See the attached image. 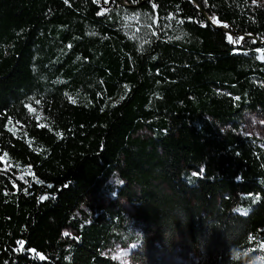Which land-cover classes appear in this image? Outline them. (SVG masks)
I'll return each instance as SVG.
<instances>
[{
  "label": "trees",
  "instance_id": "obj_1",
  "mask_svg": "<svg viewBox=\"0 0 264 264\" xmlns=\"http://www.w3.org/2000/svg\"><path fill=\"white\" fill-rule=\"evenodd\" d=\"M245 109L264 0H0V264H119L121 197L197 264H264V147L220 127Z\"/></svg>",
  "mask_w": 264,
  "mask_h": 264
},
{
  "label": "rangeland",
  "instance_id": "obj_2",
  "mask_svg": "<svg viewBox=\"0 0 264 264\" xmlns=\"http://www.w3.org/2000/svg\"><path fill=\"white\" fill-rule=\"evenodd\" d=\"M228 130H236L237 133L259 140L264 147V115L257 110H243L239 117L232 123L222 127ZM136 135L148 136L145 129L138 130ZM115 190L122 181L116 172L106 180ZM108 196H102L107 200ZM120 204L126 211L123 228L116 231L114 237L108 242L104 254L114 259L119 264H197L198 254L189 243L187 233H178L175 237L154 236L153 233H144L142 226L134 218V210L130 202L125 198H119ZM85 210V206H80ZM79 215V213H76ZM69 230V229H68ZM70 231V230H69ZM169 240V241H168ZM172 240V244H168ZM165 244V245H164ZM166 248V250H165ZM165 250V251H164Z\"/></svg>",
  "mask_w": 264,
  "mask_h": 264
},
{
  "label": "snow or ice",
  "instance_id": "obj_3",
  "mask_svg": "<svg viewBox=\"0 0 264 264\" xmlns=\"http://www.w3.org/2000/svg\"><path fill=\"white\" fill-rule=\"evenodd\" d=\"M105 2H107V0H105ZM253 2H255V0H253ZM98 14H100V15H103L104 13H103V11H101L100 13H98ZM214 19V18H213ZM214 22H215V20H214ZM242 39V38H241ZM229 40H230V42H232V38L231 37H229ZM234 42H236V43H238L239 41L237 40V41H234ZM259 51V50H258ZM5 156H7V153H5L4 154ZM3 159V157H0V160H2ZM46 197H42L41 199H45ZM67 235V234H66ZM23 245H24V242L23 241H21L20 242V249H18V250H23ZM31 251H34V250H31ZM37 255H39V254H37ZM45 257L44 256H40V259H44Z\"/></svg>",
  "mask_w": 264,
  "mask_h": 264
},
{
  "label": "water",
  "instance_id": "obj_4",
  "mask_svg": "<svg viewBox=\"0 0 264 264\" xmlns=\"http://www.w3.org/2000/svg\"><path fill=\"white\" fill-rule=\"evenodd\" d=\"M215 27H217V25L213 24Z\"/></svg>",
  "mask_w": 264,
  "mask_h": 264
}]
</instances>
